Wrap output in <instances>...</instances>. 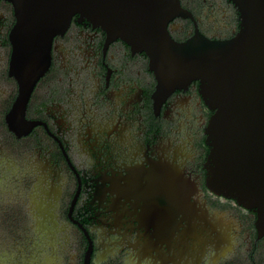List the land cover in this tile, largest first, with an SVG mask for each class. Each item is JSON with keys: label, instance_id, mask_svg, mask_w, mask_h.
Segmentation results:
<instances>
[{"label": "flooded vegetation", "instance_id": "flooded-vegetation-1", "mask_svg": "<svg viewBox=\"0 0 264 264\" xmlns=\"http://www.w3.org/2000/svg\"><path fill=\"white\" fill-rule=\"evenodd\" d=\"M177 40L230 38L232 0H181ZM0 0V264H264L257 212L208 185L195 80L160 106L146 51L75 14L26 98Z\"/></svg>", "mask_w": 264, "mask_h": 264}, {"label": "water", "instance_id": "water-1", "mask_svg": "<svg viewBox=\"0 0 264 264\" xmlns=\"http://www.w3.org/2000/svg\"><path fill=\"white\" fill-rule=\"evenodd\" d=\"M11 1L17 15L13 70L26 82V98L49 66L54 36L75 14L147 52L158 81L157 106L175 89L199 80L213 110L206 127L208 185L254 209L264 232V0H232L241 20L234 36L197 32L182 41L170 31L176 17L188 14L181 0Z\"/></svg>", "mask_w": 264, "mask_h": 264}]
</instances>
